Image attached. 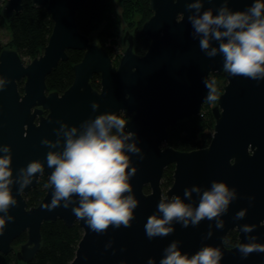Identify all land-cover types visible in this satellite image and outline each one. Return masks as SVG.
Instances as JSON below:
<instances>
[{
  "label": "water",
  "instance_id": "1",
  "mask_svg": "<svg viewBox=\"0 0 264 264\" xmlns=\"http://www.w3.org/2000/svg\"><path fill=\"white\" fill-rule=\"evenodd\" d=\"M24 1L44 9L52 29L42 53L27 62L16 50L0 51V78L7 80L0 90V145L10 146L13 178L33 160L44 164V173L37 174L21 194L18 184L11 186L17 203L9 208L7 215L13 219H6L0 234V255L14 252L19 262L31 261L40 247L41 226L61 220L67 227L77 223L82 231L69 264H147L149 258L159 264L163 250L174 240L179 241L182 254L189 257L203 246H212L223 254L219 264H264V253L253 252L242 258L236 248L239 243L249 242L248 236L264 243V225L260 224L264 221V80L226 73L222 91L210 109L213 127L208 145L185 152L166 146L167 129L200 114L213 88L210 75L224 71L222 55L208 57L199 47V36L193 37L188 17L195 10L187 9L192 0H149L151 15L140 28L149 41L148 48L143 55L135 54L133 37L126 31L122 37L126 47L116 66L102 46L91 42L76 27V12L86 0H6L0 16L9 20L20 11ZM252 3L253 0H228L227 7L243 11ZM222 4L223 0H202L201 14L211 8L216 15ZM212 45L218 47V42L212 41ZM68 50L83 52L80 62L72 66L73 81L61 94L48 91L45 78L59 62L67 60ZM94 75L99 77L98 90L90 84ZM19 83L23 84L22 92L18 90ZM93 102L99 105L95 111L91 107ZM108 112L129 118L125 131L136 133L137 146L143 154L141 159L128 153L132 166L137 168L129 181L138 201L131 227L110 226L105 233L97 234L84 220L75 217L72 204L64 208L61 201L59 207L50 211L43 206L51 202V187H47L36 206L28 207L25 196L41 176L48 178L51 174L47 152L63 148L62 133L61 145L55 149L41 141H55L60 123L79 130L84 120ZM169 165L173 166L172 184L163 192L161 178ZM213 180L225 182L237 193L221 216L222 229L216 228L215 220L204 219L186 228L174 222L175 231L167 236L151 240L146 236L148 216H162L157 211L162 196L179 195L195 207L199 194L193 193L188 200L184 189L195 185L203 191L211 187ZM249 197L253 199L250 201ZM73 199L78 204L77 198ZM241 209L247 210L245 217L234 219ZM244 224L256 228L245 234L240 231ZM209 225L212 235L206 238ZM234 228L240 232V241L236 247L225 249L222 241ZM23 233L27 235L26 241L14 250V241ZM109 242L111 246L106 248Z\"/></svg>",
  "mask_w": 264,
  "mask_h": 264
},
{
  "label": "clouds",
  "instance_id": "2",
  "mask_svg": "<svg viewBox=\"0 0 264 264\" xmlns=\"http://www.w3.org/2000/svg\"><path fill=\"white\" fill-rule=\"evenodd\" d=\"M176 3V0H172ZM228 0H223L222 6L213 15L211 8L201 14L202 0H192L187 9L195 10L188 17L194 29L193 37L199 36V47L208 57L217 54L223 57V70L231 76H242L248 79L264 80V0H253V3L243 11H232L227 7ZM218 42V47L212 45ZM7 84L6 78H0V90ZM206 87L209 85L206 84ZM214 88L208 92L206 99H217ZM95 111L99 105H91ZM128 119L121 118L117 113H102L95 118L84 120L79 130L76 126L69 127L60 123L56 129L57 139L51 141L43 139L41 143L55 149L61 145L62 151H48L46 163L52 169L48 177L52 197L50 204L43 207L53 210L63 201V207L73 205L72 212L78 220H84L88 228L103 234L111 226L113 228L131 227L134 219V209L138 201L132 194L133 189L130 178L135 175L137 168L132 166L128 153L137 154L143 159L141 148L137 146L136 133L125 131ZM0 234L6 226V219L13 217L7 215L11 206L17 201L11 192L13 183L19 185L18 192L30 185L37 174L44 173V164L33 160L26 167L19 169L13 178L11 167L10 146L0 145ZM199 194L198 205L185 203L179 195L171 197L162 196L157 205V211L148 216L145 231L151 240L154 237L167 236L175 229L173 223H180L181 227L198 225L202 220H215L217 229L224 227L222 214L228 211L231 201L235 200V188L222 181L211 182V187L201 191L198 186L184 189V197L191 199L192 194ZM77 198L78 204L73 198ZM253 198L249 197L251 201ZM246 209L239 210L234 219H243ZM264 225V221H261ZM256 225L244 224L240 231L245 234L253 232ZM212 235L211 225L207 237ZM249 242L239 243L241 257L247 258L253 252L264 253V243L256 242V237L248 236ZM225 243L227 240L225 238ZM179 241H172L164 250L159 264H219L222 252L218 247L203 246L191 257L181 252ZM111 242L105 247H110ZM147 264H155L149 258Z\"/></svg>",
  "mask_w": 264,
  "mask_h": 264
},
{
  "label": "trees",
  "instance_id": "3",
  "mask_svg": "<svg viewBox=\"0 0 264 264\" xmlns=\"http://www.w3.org/2000/svg\"><path fill=\"white\" fill-rule=\"evenodd\" d=\"M111 4L110 0H86L78 9L75 15V24L78 31L88 37L93 32L102 34L104 29L110 27V36L113 29L117 30L126 21V24L133 25V51L137 55H143L148 48L149 41L141 34L142 23L147 20L151 11L149 10V0H123L115 21L111 26L110 21L106 20L107 10ZM121 12L122 16H121ZM7 23L9 32V48L16 50L20 58L27 62L38 57L48 41L52 29V21L49 15L42 8L34 7L30 2L24 1L18 13L14 14L9 20L0 16V21ZM125 20V21H124ZM3 48L0 47V51ZM108 53V51L106 50ZM67 60L59 62L45 78L48 91L63 93L73 81L72 66L82 59L83 52L79 50H68ZM120 58V57H119ZM215 85L219 87V82L225 83V74H211ZM91 86L99 89V77L94 75L90 80ZM22 83L18 84V90L22 92ZM215 95V94H214ZM211 101H206L197 117L183 120L175 126L168 128V139L166 146L177 151H192L204 148L208 145L212 135L213 118L211 116ZM209 108V109H208ZM123 118V116H121ZM173 166H167L162 174L161 188L168 189L172 184ZM48 184V178L41 176L36 186L25 196L28 207L36 206L43 198ZM148 187L144 188L148 192ZM41 242L39 250L33 259L27 263L19 262L14 252L7 255H0V264H69L74 257L76 246L81 238L82 231L77 223L72 226H65L61 220L51 223H44L40 230ZM26 233L21 234L13 243L14 250L25 242Z\"/></svg>",
  "mask_w": 264,
  "mask_h": 264
},
{
  "label": "rangeland",
  "instance_id": "4",
  "mask_svg": "<svg viewBox=\"0 0 264 264\" xmlns=\"http://www.w3.org/2000/svg\"><path fill=\"white\" fill-rule=\"evenodd\" d=\"M5 1L6 0H0V9ZM110 2L111 4L109 5L110 6L109 9L107 10L105 19L110 22L112 21L110 25L115 26L113 22L115 21L116 14H118V12L115 13L113 11L114 10L119 11L123 0H110ZM121 16H122V13H121ZM132 26L133 25H130V23L127 26L126 21H125L124 24H122V26L120 27L117 26L116 28L117 30L113 29L112 36H110L111 33L110 31H108L110 27H107L104 29V32L102 34L96 31L93 32L91 37H89V39L91 42H94L97 45L102 46L105 50H107L108 55L111 58L112 64L116 66L118 64L119 57L121 56L122 52L124 51L126 47V44L122 43V37L126 31L132 32L131 31L133 29ZM8 42H9L8 26H7V23H4L2 20L0 21V47L9 48ZM210 80H212V83L215 85L214 78H210ZM224 84L225 83L222 84V80H220L219 82L220 89L219 87L215 86V92L213 94H215L216 97L221 93ZM210 103H211L210 107H212L216 103V100L211 101Z\"/></svg>",
  "mask_w": 264,
  "mask_h": 264
},
{
  "label": "flooded vegetation",
  "instance_id": "5",
  "mask_svg": "<svg viewBox=\"0 0 264 264\" xmlns=\"http://www.w3.org/2000/svg\"><path fill=\"white\" fill-rule=\"evenodd\" d=\"M223 73L226 74L225 71H223ZM210 76H211V75H210ZM210 78H211V77H210ZM211 81H212V80H211ZM122 116H123L124 119L126 118V116H124V115H122ZM161 189H162V188H161ZM162 191H163V190H162ZM164 191H165V190H164ZM164 191H163V192H164ZM260 224H261V222H260ZM239 233H240V232H239L236 228L229 230V231L227 232L226 236L224 237L223 241H222V245H223V247H224L225 249H232V248L236 247L237 244H238L239 241H240ZM225 238H226V240H227V243L224 242V241H225Z\"/></svg>",
  "mask_w": 264,
  "mask_h": 264
}]
</instances>
